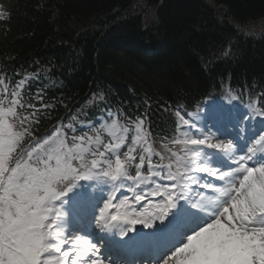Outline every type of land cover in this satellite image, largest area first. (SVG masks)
<instances>
[{
	"label": "snow or ice",
	"instance_id": "1",
	"mask_svg": "<svg viewBox=\"0 0 264 264\" xmlns=\"http://www.w3.org/2000/svg\"><path fill=\"white\" fill-rule=\"evenodd\" d=\"M233 101L176 106L155 151L149 100L119 128L104 108L38 135L63 101L40 69L0 70V264H264V89Z\"/></svg>",
	"mask_w": 264,
	"mask_h": 264
},
{
	"label": "trees",
	"instance_id": "2",
	"mask_svg": "<svg viewBox=\"0 0 264 264\" xmlns=\"http://www.w3.org/2000/svg\"><path fill=\"white\" fill-rule=\"evenodd\" d=\"M0 5L5 10L0 70L40 69L47 99L63 101L38 135L66 116L79 114L83 121L104 108L115 112L121 127L125 116L135 119L144 111L147 99L153 146L160 149L157 134L172 127L176 106L193 110L219 93L222 81L251 100L264 89V0H0ZM142 8L150 14L147 25ZM101 94L105 101L98 99Z\"/></svg>",
	"mask_w": 264,
	"mask_h": 264
},
{
	"label": "bare ground",
	"instance_id": "3",
	"mask_svg": "<svg viewBox=\"0 0 264 264\" xmlns=\"http://www.w3.org/2000/svg\"><path fill=\"white\" fill-rule=\"evenodd\" d=\"M101 195H102V198H101L100 200L102 201V200L104 199V193L101 194ZM101 201H100V202H101ZM130 203H131V202H130Z\"/></svg>",
	"mask_w": 264,
	"mask_h": 264
},
{
	"label": "rangeland",
	"instance_id": "4",
	"mask_svg": "<svg viewBox=\"0 0 264 264\" xmlns=\"http://www.w3.org/2000/svg\"><path fill=\"white\" fill-rule=\"evenodd\" d=\"M107 142V141H106Z\"/></svg>",
	"mask_w": 264,
	"mask_h": 264
}]
</instances>
